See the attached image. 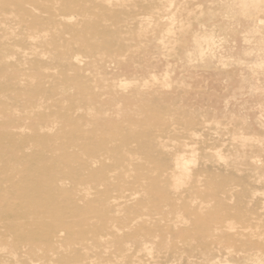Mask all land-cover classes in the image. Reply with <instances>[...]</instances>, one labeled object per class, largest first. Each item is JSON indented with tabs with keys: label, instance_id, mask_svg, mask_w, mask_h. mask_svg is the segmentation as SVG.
Returning a JSON list of instances; mask_svg holds the SVG:
<instances>
[{
	"label": "rangeland",
	"instance_id": "rangeland-1",
	"mask_svg": "<svg viewBox=\"0 0 264 264\" xmlns=\"http://www.w3.org/2000/svg\"><path fill=\"white\" fill-rule=\"evenodd\" d=\"M23 1L27 0H0V33L3 35L10 34L11 30L16 33V36L11 37L10 40L18 45V49H15L18 53L25 52L27 56L33 55L35 57L39 56L40 58L44 56L46 59L54 60L58 57L54 39L51 37L46 38L45 33L43 34V38H41L38 33L37 35L30 33L29 26L33 24L29 18H22L24 21L19 29L12 24L14 16L16 15L17 3ZM49 1L52 3V1L55 0ZM118 1L119 0H112L113 3ZM128 1L133 3L139 0H120V4L115 7L117 10L120 9L131 14L129 24L132 27L134 26L133 28L131 27L133 30L131 34L137 33L138 35L136 34V37H139V40H134V42L130 44V49L128 51L130 53H127L126 56L133 57L134 55V57H142V59L148 58V61L134 63L133 67L135 70H132V73L126 74L125 72H128L126 71V67H121L118 64H108L105 63V60L100 59V53L104 50V47L102 45H95L99 48L97 49L99 53L95 56L93 55L86 58L81 66L82 68H79L82 70L85 69L84 72L86 71L85 75L89 77L88 79L78 81L75 77L71 78V76H73L71 70L66 72L53 71V73L55 71L58 72L59 75H57L53 83L49 85L50 89H59L60 84H73L74 88L71 90L70 95L64 96L60 94L55 95L49 101L45 100L46 103H50L47 105L46 109L49 108L52 112H58L59 110L64 111L71 108L73 106L72 104L77 101L84 99L87 101L88 98L94 95L98 96L99 93H101L102 99L107 101L104 103V106H109L108 108H104L103 106V108L105 110L108 109L106 111L109 115L111 114L110 117H112L118 125L117 129L120 134H117V146L122 148L124 143H128L129 147L132 148L131 151H134L131 157L128 158V162L134 165H142L143 168L152 170L151 173L144 176L145 178L158 180L160 177L159 170L155 167L153 168L152 163H150L152 153H154L156 149L164 150V153H166L167 147H176L177 150H179L176 152V159H179L180 162L183 163L186 162L185 167L188 170L186 174L190 177L193 176L194 180H188L184 185L177 187V189L173 187L168 188L171 189L170 191L174 190L176 192H184L188 188L185 201L175 200L176 204L174 205L178 206L177 208L173 207V205L158 206V208H145L144 204H142V206L137 204L131 207V209L128 208L129 210L125 209L122 211L123 213L119 215L122 221H119V223L121 222L119 225H117V223L115 224L120 230L118 233H122L119 245H126V247L130 249V256L135 255L136 247L144 236L142 234V236H138V238H132V236L130 237L131 231L137 229L140 223L145 219L148 220L147 223H151L152 225H156L159 222L158 228L163 227L164 229H168L170 225L173 226H170V230L168 231V239L169 241L176 242L175 237L176 234H178V230L191 228L192 225L188 221L183 223L177 220L176 223H170L168 226V222L173 219L175 221L177 214L180 213L182 217L193 219L194 215L186 212L185 205L189 207L194 206L193 208H196V206L202 202L201 199H203L206 201L205 205H210L211 207V211L206 212L204 215L206 220L210 218L218 220V218L234 217L235 224L238 222L236 224L237 229L235 228V233L237 235L233 232L236 236L232 234L233 241L230 242L234 245L228 243V246H222L223 248H221L223 251L221 255L217 257L215 254L213 259L210 258V263L264 264V151L260 152L258 149L264 146V31L262 30L264 29V10L259 12V14H254V10L251 8L248 9L250 11L249 15L254 14L252 17L256 20L254 25L256 27H254L253 30L252 24H250V20L252 19L249 18L247 14L242 15L244 0H240L241 2L238 0L240 4H237V2H235L236 0L233 3V0H146L144 5H153L148 11L149 17H152L153 20L159 18L161 20H159L158 23L154 20L153 23L143 26L139 24L141 16H137L139 14L138 11H136L134 5ZM247 1L249 4L253 2L252 0ZM56 2L65 3L66 5L64 6H68L72 2H75L77 5L90 3L88 5L89 7H84V9H82V13L78 19H73V22L76 20V23H80L78 30L82 31V33L85 31V25L90 19L99 17L104 9L103 4H105L102 0L99 3H93V0H57ZM35 4L38 5L37 2ZM251 6L252 5H250V7ZM127 7L129 9L132 8L129 10ZM164 7H167L168 10ZM157 8H160V10L157 11ZM160 11H162V13ZM38 21L41 22L38 24L39 27L43 29H48L51 24L49 21L39 18ZM102 22H104L106 26L110 25V22L106 20ZM259 26H261V28ZM258 27L261 31L258 30ZM68 32L69 35H66L65 38L67 42L71 40L76 41L78 34L76 36L71 30ZM258 32H260V34ZM213 33L216 35H214L215 39L213 38L214 44L212 43V48H207L206 37H213ZM25 36H27L26 39H24ZM99 37L101 38L99 34L92 37L95 39L93 42L98 41ZM44 38L46 39L45 41ZM196 38H201L199 43L206 53L205 59L200 56ZM255 39H259L262 42H257ZM91 45L94 46V44ZM141 48H144V50ZM9 59L11 60L10 63H18L17 60L12 57ZM90 63L94 64V68L88 65ZM259 69H261V71ZM233 71L236 73L233 74ZM97 73L100 75H97ZM7 74L10 76L9 73ZM236 74L238 76L237 78ZM108 79L116 86V91L107 89L100 91L101 89H99V87H102L101 82L107 81ZM99 83H101V85ZM128 83H134V86L131 85L132 87L130 88ZM6 89L7 90L3 93L0 92V97H2L1 95L5 97L0 98V116L3 111L9 109L12 110V112H14V110L18 111L19 113L17 116L19 117V115L23 114L22 111H24L23 104L19 102L23 101L16 100L17 94L12 87H7ZM112 103L117 105L121 103V107L124 106L123 108H126L127 106L125 105L131 103L128 110L135 114L124 118V116L121 115V111H119L121 107H113L114 105L112 106ZM73 108H75L74 113L71 114L70 119L66 118V120H62L60 117V122L58 123L59 127L66 122L74 121V123L83 129L87 138H92L93 136L104 133L112 136L110 132L112 131L111 124H103L100 129H98V127L95 129L94 127H96V125L92 123L93 119L88 115L95 114L99 116L100 114L98 112H101V114L104 113L102 110L91 105L78 106L76 103ZM112 108L114 110H112ZM156 108L160 109L162 118L150 124L145 121L149 117L147 113H154ZM118 113L119 116L116 115ZM86 116L88 117L87 119L84 118ZM2 119L3 118H0V124L5 123V120ZM15 119L17 118L12 116L7 120L13 124ZM138 122H142L141 126H137L138 130L129 129L130 126L138 124ZM22 123H26L27 126L29 125V122L26 120ZM153 129H160V131L156 130L157 135L160 137H156L155 132L152 131ZM166 129L172 131V134L168 135L163 133L161 135V131H167ZM192 130L197 132V136L191 139H185L189 141L193 140L190 146L194 148L195 151H191L189 147L182 146L183 144L181 143L184 139L183 137L187 136ZM0 132L3 133L2 128H0ZM12 132L17 136L31 137V133L27 128L18 131L12 130ZM41 135L45 136L47 140L52 141L46 146L48 149L52 147L54 150H56V148L58 149L57 153L66 152V150L61 149V147L64 146L63 135L57 132L55 134H46V132H44V134ZM141 140H144V142L146 141L142 147H140V143H142ZM88 142L84 144H88L89 147L94 144L93 141ZM91 142H93V144H91ZM222 142H224V144L227 143L224 146ZM80 146L82 147L83 144ZM208 146V149L211 151L205 149ZM221 146H224V148H221ZM26 149L25 147L23 150ZM74 149L75 147L69 150H71V153H75ZM141 150L145 152L149 151V154L142 153ZM247 152L252 155L251 158L256 157L253 160L250 158V163L247 160L245 161V158H243V160L242 157L237 154ZM57 153H52L48 150V158H52V156L56 157ZM219 157L223 160L219 161ZM120 158L121 156L116 154V159L120 160ZM255 159L258 161L256 165L252 163ZM174 161L173 164L176 163ZM161 163L163 168H165V165L172 164V162L165 163L163 161ZM95 167L98 168V165L95 164ZM206 167L212 168L215 171L217 170V172L222 174L221 176L226 175L227 177H231V179L226 182L223 189L220 188L215 181H205L207 178L205 176H208V169ZM52 169L53 171L45 173L46 177H50L52 174H61L60 176L66 184L65 186L68 188L73 187V183L65 176L70 170L69 167L54 166ZM153 169L155 171H153ZM175 171V175L170 172L168 177L165 175L161 177L164 178L163 180H165V182L168 180L166 185H169V182L172 183L174 180L179 179L178 177L184 173L183 169ZM131 176L133 175L130 174L129 177ZM185 176L184 173L182 178ZM129 177H127L128 179L126 180L130 182L128 186L131 187H127V192L131 193L136 190H142L143 193L144 185L142 186V183L133 179L134 176L133 178L131 177V179H129ZM200 177L203 179H199ZM44 178L45 176L43 174L41 179ZM198 179L202 180V185L197 181ZM131 181L138 182V184L134 183L138 186L134 185L132 187L133 183ZM140 185L143 188H141ZM193 186H196V190L189 192L190 188ZM212 186H214L215 189L223 190L221 193L228 195V197H225V201L215 202L214 199L208 198V189ZM228 187H230V190ZM55 191L57 190L54 189L42 198L52 200L59 192V189L57 192ZM243 199L246 201L245 204L241 203V201H244ZM140 210L143 211L140 212ZM154 214L156 216H154ZM164 215H168V217ZM236 215H248L249 220L247 222H241V220L235 217ZM137 218L140 220L137 221ZM133 220L136 221L133 222ZM162 220L165 222H162ZM93 222L97 223V220L93 219ZM125 222H128L126 224L131 227L129 228ZM163 223L166 225L164 224L163 226ZM3 224L4 222L0 220V227ZM174 225L177 227L175 228ZM250 225L252 229L249 228L250 230L248 229L247 231ZM238 227H240V231L246 232L238 235L241 233ZM251 230H253L252 232L254 233H252ZM57 232H59V230ZM248 232L253 235L255 234V236H250ZM0 234L9 235L3 230L0 231ZM218 237L220 236L208 237L205 238V241L215 242ZM251 237L254 238L253 242L260 244L259 246L257 244L256 248L258 249L256 252L258 255L263 256V260L255 262L256 258L253 257L256 256H250L248 260H246V255L243 253L249 250V247H246L245 243L250 242L252 239ZM109 238L112 242V236ZM236 238L239 239L235 240ZM182 239L184 243L176 242V249H172L171 252L164 249L158 250L157 248H153V251L150 249L147 250L146 254L149 257H158L159 260L157 261H159L160 264H201L202 262L199 263L200 259H193V257H190L193 254L195 257L199 250L195 249L194 245L190 249H187V247L184 248L183 245L186 243L194 244V242L200 243L202 239L200 240V238L195 237L191 238L189 236ZM113 241H115V239ZM12 242L13 239L11 238L8 244ZM145 242L148 243V245H146L148 248L153 245L149 240ZM62 244L63 241L56 243L57 246L64 247ZM227 248L228 251H226ZM8 252L9 247L4 249L0 248V256L3 261L8 259ZM241 252L243 253L241 254ZM107 253L108 255L106 253L105 255L103 253V255L100 254L101 256L93 255L91 257L92 259L87 262L89 264H102V262L105 264L108 256L111 260L118 258L120 260L119 264H122V261H126L118 251V246L116 244H111ZM239 253L240 255H238ZM111 254H114L112 255L114 257H112ZM173 255H176L178 259L172 258ZM55 257L56 256L49 258L53 264L58 263ZM29 262L30 264H40L36 258H32Z\"/></svg>",
	"mask_w": 264,
	"mask_h": 264
},
{
	"label": "bare ground",
	"instance_id": "bare-ground-1",
	"mask_svg": "<svg viewBox=\"0 0 264 264\" xmlns=\"http://www.w3.org/2000/svg\"><path fill=\"white\" fill-rule=\"evenodd\" d=\"M56 1L57 0L50 3L49 0H47V2L46 0H27L17 3L16 15L12 21V24L19 29L24 21L22 18H29L33 24L29 26L30 33H34L36 35L38 33L41 38L44 37L43 34L45 33L46 38L51 37L54 39L56 51L58 53V57L54 60L46 59L44 56L42 58L39 56L35 57L33 55L27 56L25 52L18 53V51L15 50L18 49V45L10 40L11 37L16 36V33L12 30L10 34L3 35L0 33V92L3 93L7 90V87H12L14 92L17 94L16 100L23 101L19 103L23 104L24 110L22 111L23 114L19 115V117L17 116L19 113L18 111L14 110V112H12V110L9 109L3 111L0 116V118H3L2 120H5V123L0 124V128L3 129V133L0 132V220L4 222V224L0 227V231H6L10 235L0 234V248L4 249L9 247L7 255L9 260L7 259L3 261L0 256V264H30L29 261H31L32 258H36L40 264H53V262L49 260V258L53 256H56L55 258L58 262L57 264H89L87 261L92 259L91 257L93 255H100L102 253L104 255L105 253L108 255L107 250L111 244H116L118 246V251L122 257L126 259V261L121 262L122 264H160L159 261H157L159 260L158 257L153 258V256L149 257L146 254L147 250L150 249L153 251L157 248L158 250L164 249L171 252L172 249H176L177 243H182V238H186L187 236L191 238H200V240L202 239V242L200 243L194 242V244L186 243L183 245L184 248L187 247V249H190L194 245L195 249L199 250L195 257L194 254L190 257H193V259H200L199 263L202 262L201 264H211L210 258L213 259L215 254L217 257L221 255L223 251L222 246H228V243L233 241V235L236 234L235 228L237 227L236 224L238 222L235 224L234 217L218 218V220L210 218L209 220H206L204 215L206 212L211 211V207L210 205H205L206 201L203 199H201L202 202L199 203L196 208H193L194 206L189 207L185 205L186 212L194 215L193 219L182 217V214L180 213L177 214L175 221L173 219L170 220L168 224L166 222L168 226L170 223H176L177 220L183 223L186 221L191 223V228L178 230V234H176L175 237L177 243L171 240L169 241L168 239V231L170 230L171 225L168 229H164L163 227L158 228V224H160L159 222L156 225H152L151 223H147L148 220L145 219V221L143 219L144 221H141L142 223H140L137 229L131 231L132 233L130 235L132 238H138V236H142V234L144 235L143 239L139 241V244L136 247V253H134L135 255H129L130 249H128L126 245H119L122 233H118L120 230L115 226V224L117 223V225H119L121 223H119V221H122L120 220L121 217H119V215L123 213L122 211L128 208L131 209V207L137 204H140L141 206L144 204L145 208H158V206L164 205H173V207L177 208L178 206L174 205L176 204L175 200L185 201L187 198L188 188L184 192H176L174 190L170 191L171 189L168 188L173 187L174 189H177V187L184 185V183L188 180H194V178L193 176L190 177L186 174L188 171L185 167L186 162L183 163L180 162L179 159H176V152L179 151L176 147H167L166 153H164V150L156 149L155 152L152 153L150 163H152L153 168L155 167L159 170L160 177L158 180L145 178L144 176L151 173L152 170H148L149 168H143L142 165H134L131 162H128V158H130L134 152L131 151L132 148L129 147L128 143H124L122 148L117 146V134H120L117 129L118 125L117 122L110 117L111 114L109 115L106 111L108 109H104L109 106H104V103L107 101L102 99L101 93H99L98 96L94 95L88 98L87 101L84 99L75 103L78 106L91 105L102 110L104 113L101 114V112H98L100 114L99 116L95 114L88 115H90L93 119L92 123L96 125V127H94L95 129L97 127L100 129L103 124H111L112 131L110 132L112 133V136L104 133L93 136L92 138H87L83 129L74 123V121L66 122L60 127L58 126L60 117L62 120H66V118L70 119L71 114L74 113L75 108L73 107L75 106V103L72 104L73 106L71 105V108L64 111L59 110L58 112H52L49 108L46 109L47 105L50 103H46L45 100L49 101L55 95H70L71 90L74 88L73 84H60L59 89H50L49 85L52 84L56 79V76L59 75L56 71L66 72L71 70L73 75L71 78L75 77L78 81L88 79L89 77L85 75L86 71L84 72L85 69L82 70L79 68L83 65L86 58L93 55L95 56L99 53L97 50L99 48L95 45H102L104 47V50H102L103 52L101 51L100 53V59L105 60V63L108 64H118L121 67H126V71H128L125 72L126 74L132 73V70H135L133 67L134 63L144 61L147 62L148 58L142 59V57L138 58L134 57V55L133 57L128 55L126 56L127 53H130L128 52L130 44L133 43L134 40H139V37H136L137 33L131 34V31L133 32L131 29L132 26L129 24L131 14L115 8L120 4V0L116 3H113L112 0H102L103 3H105L103 4L104 9L100 13L99 17L92 18L87 22L85 25L86 29L83 33L78 30L80 23H76V20L73 22V19H78L82 13V9H84V7H89L88 5L90 3L77 5L75 2H72L68 6H64L66 5L65 3ZM100 1L101 0H93V3H99ZM234 1L235 0H233L232 3ZM252 1L253 2L250 4L247 0L243 1L244 7L242 15L247 14V16L252 19L250 20V24H252L254 30V27H256L254 26L256 20L253 19L252 16L254 14H259V12L264 10V0ZM36 2L38 5L35 4ZM128 2L132 3L130 1ZM235 2L240 4L238 0ZM145 3L146 0H139L132 3L136 8L133 9L139 13L137 16H141L139 24L143 26L151 24L155 20L148 15V11L153 7V5H144ZM250 5L252 6L250 7ZM249 8L254 10L255 13L249 15ZM158 10H160V8H157V11ZM166 10H168V8ZM160 12L162 13V11ZM38 18L49 21L51 23L49 28H40L38 24L41 22L38 21ZM104 20L110 22V25L106 26L105 23L102 22ZM159 20L161 19L159 18L155 21L158 23ZM259 27L261 28V26ZM69 30H71L73 34H76V36L78 34L76 41L71 40L67 42L65 39L66 35H69ZM262 30L264 31V29ZM258 33L260 34V32ZM98 34L101 38L99 37L98 41L93 42L95 39L92 37H95V35ZM214 35L215 34L213 33V37H206L207 48H212L211 45L214 42ZM26 37L27 36H25L24 39H26ZM200 39L196 38L197 48L200 52L201 58L205 59L206 53L203 48H201V44L199 43ZM45 40L46 39L44 38V41ZM258 41L260 42L261 40L258 39L257 42ZM91 44H94V46ZM141 49L144 50V48ZM11 57L16 59L18 63H10L11 60L9 58ZM88 65L94 68V64L90 63ZM54 70L56 71L53 73ZM259 70L261 71V69ZM234 71L233 74L236 73ZM7 73H9L10 76ZM97 75L100 74L97 73ZM237 77L238 76L236 74V78ZM101 83L102 87H99V89H101L100 91L106 89L116 91L117 89L116 86L113 85V82L109 81V79ZM101 83L99 84L101 85ZM133 84L134 83H128L130 88L134 86ZM1 96L2 97L0 98H5L3 95ZM130 105L131 103H129V105H125L127 106L126 108H123L124 106L121 107V103L118 105L112 103L113 107H121L119 111H121V115L124 116V118L135 114L134 112L128 110ZM112 110L114 109L112 108ZM160 112L159 108H156L154 113L148 112L147 114L149 117L145 121L150 124L152 122L153 124V122L162 118ZM116 115L119 116V113ZM12 116L17 118L13 124L7 120ZM87 116L84 118L87 119ZM24 120L29 122L28 126L26 123H22ZM141 123L142 122H138V124L130 126L129 129L138 130L137 126H141ZM24 128H27L30 131L31 137L17 136L12 132V130L18 131ZM156 130L160 131V129ZM156 130L153 129L152 131L155 132L156 137H160L157 135ZM166 130L167 131L162 130L160 134H172V131L168 129ZM44 132H46V134H55L57 132L63 135L64 146H62L61 149L66 150V152L57 153L58 149L56 148V150H54L52 147L48 149L46 146L52 141L47 140L45 136L41 135L44 134ZM196 134L197 132L192 130L187 134V136H184V139L181 141L183 144L182 146L189 147L191 151H195V149L190 146L193 140L189 141L185 138L191 139L192 137L197 136ZM88 141H93L94 144L91 142L93 145L90 147L88 144H84ZM141 142L140 147H142L146 141L144 142V140H141ZM81 144H83L82 147L80 146ZM222 144L225 146L224 142H222ZM224 146H221V148H224ZM25 147L27 149L23 150ZM73 147H75V153H71V150H69ZM208 148L209 146L205 149ZM258 149L260 152H263L264 146ZM48 150L52 153L56 152V157L52 156V158H48ZM141 151L142 153L149 154V151ZM116 154L121 156L120 160L116 159ZM237 154L242 157V159L245 158V161L247 160L250 163L249 159L252 155L248 152ZM254 158L256 157H252L251 160ZM220 160L223 159L219 157V161ZM162 161L165 163L172 162V164L170 163L165 165V168H163L161 163ZM173 161L176 163L173 164ZM257 162V159L252 161L254 165H256ZM95 164L98 165V168L95 167ZM54 166L69 167L70 170L65 174V176L73 183L72 188L65 186L66 184L62 180L60 176L61 174H52L50 177H46L45 173L53 171L52 167ZM206 168L208 169V176H205L207 177L205 181H215V183H218V186L222 189L224 188L226 182L231 179V177H227L226 175V177L224 175L221 176L222 174L217 172V170L215 171L209 167ZM182 169L186 176L182 178L183 173L180 177H178L179 179L174 181L171 180L173 182H169V185H166L168 180L165 182V180H163L164 178H161L164 175L168 177L170 172L175 175V170L180 171ZM153 171L155 170L153 169ZM43 174L45 178L41 179ZM130 174L134 176V178L131 176L133 179L142 183V186L144 185L143 193L142 190L140 191L136 189V191L134 190L135 192H127V187H129L128 184L130 185V182L126 179H128L127 177H129ZM131 177H129V179H131ZM201 178L202 177L199 179ZM199 179L197 181L202 185V180ZM132 183L133 187L136 182L134 181ZM136 184H138V182ZM142 186L141 188H143ZM229 188L230 187H228V189ZM54 189L57 191L59 189V192L52 200L42 198ZM195 190L196 186H193L190 188L189 192ZM208 190V198H211L212 200L214 199L215 202H223L226 200L225 197H228V195L221 193L223 190H218L217 188L215 189L214 186L209 187ZM241 203L245 204L246 201H241ZM143 210H140V212ZM154 216L156 215L154 214ZM165 217H168V215ZM235 217L238 220H241V222H247L249 220L248 215H236ZM138 218L136 219L137 221L141 219V217L140 219ZM93 219H96L97 223H94ZM136 220H133V222ZM162 222L165 221L162 220ZM126 223L128 222H125V224ZM164 224L165 223H163V226ZM250 226L247 228V231L249 228L252 229V226ZM128 227L130 228L131 226L128 225ZM174 227L176 228L177 226L174 225ZM238 229L239 232H241L238 235L246 232L242 230L240 231V227H238ZM58 230L59 232H57ZM252 231L253 230H251V232ZM233 232L235 234H233ZM248 233L251 236L254 232L251 234L250 232ZM218 235L220 237H218L217 241H215L216 243L205 241V238L215 237ZM111 236L113 240L115 239V241L112 240L111 242V240H109V237ZM253 236H255V234ZM11 238L13 239V242L8 244ZM239 238H236L235 240ZM148 240L153 243L150 248L146 247L148 243L145 241ZM253 240L254 238H252L250 242L245 243L246 247H249V250H246L244 253L241 252V254L243 253L246 255V260H248V257L250 256H256L253 258H256L255 262H257L259 260H263V256L257 254L256 250L258 248L256 247L257 244L258 246L260 244L253 242ZM59 241H63L62 245L64 247L56 245ZM226 251H228V248ZM114 254H111V256ZM238 255H240V253ZM108 257L105 264H119L120 260L118 258V260L116 258L111 260L109 259L110 257ZM172 258L178 259L176 255H173Z\"/></svg>",
	"mask_w": 264,
	"mask_h": 264
}]
</instances>
